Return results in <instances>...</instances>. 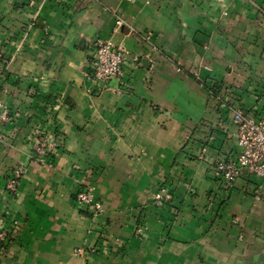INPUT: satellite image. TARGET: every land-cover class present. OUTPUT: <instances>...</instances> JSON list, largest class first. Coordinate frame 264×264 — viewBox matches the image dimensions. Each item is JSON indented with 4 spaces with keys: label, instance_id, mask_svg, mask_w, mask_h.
I'll return each instance as SVG.
<instances>
[{
    "label": "crops",
    "instance_id": "0c3cea01",
    "mask_svg": "<svg viewBox=\"0 0 264 264\" xmlns=\"http://www.w3.org/2000/svg\"><path fill=\"white\" fill-rule=\"evenodd\" d=\"M99 38L122 78L86 76ZM0 52V264H264V178L215 168L264 118V0H0Z\"/></svg>",
    "mask_w": 264,
    "mask_h": 264
},
{
    "label": "built area",
    "instance_id": "2783aa9c",
    "mask_svg": "<svg viewBox=\"0 0 264 264\" xmlns=\"http://www.w3.org/2000/svg\"><path fill=\"white\" fill-rule=\"evenodd\" d=\"M121 23L122 20L119 19L117 24L120 25ZM116 30H118V26ZM95 46L96 52L90 62L86 76L94 82H107L112 77L122 78L125 74L124 64L130 51L112 38H99L95 41ZM2 59L3 55L0 52V76L4 73ZM205 68L212 69L210 66H205ZM1 117L5 120L9 119L6 110ZM233 121L238 129L240 152L235 158L220 157L215 162L217 173L225 180L228 187H232L244 173L264 178V118L248 114L237 107L233 110ZM54 146L55 141L52 142L48 138L42 140L36 147L38 159L43 161ZM23 174L22 165L13 169L6 183L8 192L12 194L17 192ZM259 195L258 193L257 196ZM169 197V189L166 186H161L155 193L154 203L157 207H161ZM77 201L80 205H93L96 209L102 207V203L97 200L92 186L82 187L77 193ZM147 229V223L138 225L136 236L141 237ZM9 239V231L0 225V247L5 245Z\"/></svg>",
    "mask_w": 264,
    "mask_h": 264
},
{
    "label": "rangeland",
    "instance_id": "374dc122",
    "mask_svg": "<svg viewBox=\"0 0 264 264\" xmlns=\"http://www.w3.org/2000/svg\"><path fill=\"white\" fill-rule=\"evenodd\" d=\"M196 74H197V72H196ZM212 95H214L215 97H217L218 100H221L222 102H225V97H224V95L219 94L218 92H217V93H216V92H212ZM219 97H220V98H219Z\"/></svg>",
    "mask_w": 264,
    "mask_h": 264
}]
</instances>
